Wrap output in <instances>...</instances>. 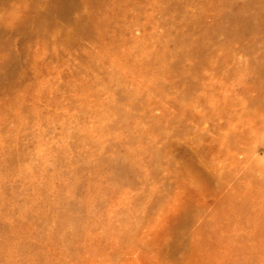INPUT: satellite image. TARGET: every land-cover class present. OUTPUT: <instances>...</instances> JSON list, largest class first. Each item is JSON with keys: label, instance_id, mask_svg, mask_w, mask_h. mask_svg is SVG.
<instances>
[{"label": "rangeland", "instance_id": "rangeland-1", "mask_svg": "<svg viewBox=\"0 0 264 264\" xmlns=\"http://www.w3.org/2000/svg\"><path fill=\"white\" fill-rule=\"evenodd\" d=\"M0 264H264V0H0Z\"/></svg>", "mask_w": 264, "mask_h": 264}, {"label": "bare ground", "instance_id": "bare-ground-1", "mask_svg": "<svg viewBox=\"0 0 264 264\" xmlns=\"http://www.w3.org/2000/svg\"><path fill=\"white\" fill-rule=\"evenodd\" d=\"M68 0H62V4L65 6Z\"/></svg>", "mask_w": 264, "mask_h": 264}]
</instances>
